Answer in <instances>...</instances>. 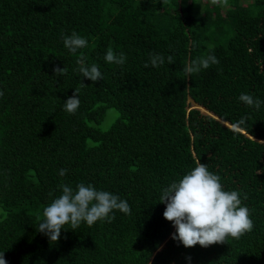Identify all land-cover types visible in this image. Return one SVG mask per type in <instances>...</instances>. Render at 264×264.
<instances>
[{"label": "trees", "instance_id": "trees-1", "mask_svg": "<svg viewBox=\"0 0 264 264\" xmlns=\"http://www.w3.org/2000/svg\"><path fill=\"white\" fill-rule=\"evenodd\" d=\"M72 32L88 41L76 54L62 39ZM108 50L125 63L106 62ZM150 53L174 63L144 68ZM81 54L100 81L73 71ZM208 54L219 64L185 74ZM63 67L66 75L54 74ZM75 91L80 106L69 114L63 103ZM0 93L6 264H264V103L238 99L264 101V0H0ZM197 160L224 190L241 192L251 232L207 248L171 238L159 197ZM61 183L91 184L131 212L65 225L50 242L37 228Z\"/></svg>", "mask_w": 264, "mask_h": 264}, {"label": "clouds", "instance_id": "clouds-1", "mask_svg": "<svg viewBox=\"0 0 264 264\" xmlns=\"http://www.w3.org/2000/svg\"><path fill=\"white\" fill-rule=\"evenodd\" d=\"M212 4H219L221 0H211ZM227 4V0H223ZM64 47L72 54L87 47L88 41L72 32L69 36L62 34ZM150 59L144 68L161 67L167 62L174 63V57L169 55L165 58L161 54H149ZM111 64L123 65L126 57L123 53H115L108 50L104 57ZM80 75L92 82L100 81L103 77L96 64L90 67L85 63L83 55L77 60ZM219 64L214 54L198 58L186 66L183 71L186 75L199 73L202 69H208L211 65ZM54 74L66 75L67 67L54 68ZM85 85L81 83V87ZM2 95V93H0ZM245 106L259 109L264 101L251 94L242 93L239 96ZM80 106L77 92L63 103L64 111L75 114ZM246 117H242L234 128L238 130L245 124ZM251 137V136H250ZM252 138V137H251ZM253 139V138H252ZM67 169H61L59 176L64 177ZM59 188L62 194L43 209L44 220L39 223L37 232L48 237L50 242L56 243L65 225L72 230L77 229L81 223L88 227L98 221H111L115 218L110 215L119 211L125 215L130 214L131 209L126 200L107 191L96 190L91 184L78 183L75 189L70 184L61 183ZM160 203L165 204L163 218L172 223L176 229L172 235L174 241H179L185 248L199 245L207 248L213 244H224L228 238L240 239L244 234L251 232L253 221L250 218V210L242 206L241 192L224 190L221 178L218 174L208 170L206 164L196 161V166L181 179L172 181L163 188L160 194ZM243 199H247L244 194ZM4 252H0V264H6Z\"/></svg>", "mask_w": 264, "mask_h": 264}, {"label": "rangeland", "instance_id": "rangeland-1", "mask_svg": "<svg viewBox=\"0 0 264 264\" xmlns=\"http://www.w3.org/2000/svg\"><path fill=\"white\" fill-rule=\"evenodd\" d=\"M247 3V2H250V0H247V1H245L244 0V3ZM114 114H115V112L114 111H112ZM111 122H112V117L110 116V117H108L107 119H106V121H105V123H104V126H109L110 124H111Z\"/></svg>", "mask_w": 264, "mask_h": 264}]
</instances>
